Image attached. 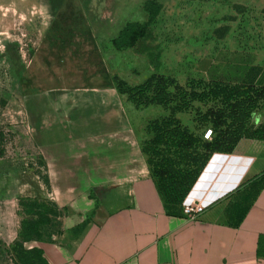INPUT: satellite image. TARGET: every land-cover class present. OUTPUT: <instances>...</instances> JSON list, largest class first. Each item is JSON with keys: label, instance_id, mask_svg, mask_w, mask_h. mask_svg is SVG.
<instances>
[{"label": "crops", "instance_id": "crops-1", "mask_svg": "<svg viewBox=\"0 0 264 264\" xmlns=\"http://www.w3.org/2000/svg\"><path fill=\"white\" fill-rule=\"evenodd\" d=\"M109 1L107 13L89 10L83 0H62L54 9L49 0L43 3L49 14L18 78L20 117L38 148L46 183L38 170L14 160L10 165L0 154V245L6 247L0 264H14L7 246L19 234L20 197L48 199L60 209L55 225L23 241L25 248L40 249L45 264H264V138L241 137L229 152H211L182 201L166 204L140 141L147 136L145 123L167 109L135 105L112 79L133 85L152 72L166 73L154 66L140 81L128 82L119 74L135 73L108 63L128 54L159 65L153 27L166 8L174 16L183 4L214 0H155V17L123 48L111 39L126 23L147 18L145 0ZM220 4L228 15L209 26L204 42L221 51L205 61L203 79L264 86V0ZM103 36L114 50L101 45ZM182 203L203 210L191 219Z\"/></svg>", "mask_w": 264, "mask_h": 264}, {"label": "trees", "instance_id": "trees-1", "mask_svg": "<svg viewBox=\"0 0 264 264\" xmlns=\"http://www.w3.org/2000/svg\"><path fill=\"white\" fill-rule=\"evenodd\" d=\"M61 1L49 0L51 8H57ZM143 7L148 13L147 18L142 22L126 23L111 39L114 47L132 45L155 17L159 4L155 0H145ZM15 44L6 41L0 55L7 58L12 74L19 77L23 64ZM112 79L116 90L125 93L135 105L153 103L167 109L166 114L145 123L147 136L140 141L150 174L166 204H179L182 201L211 152H229L241 137L264 138V121L256 126L247 124L256 99L264 101L263 85L203 78L199 83L189 78L182 85L171 75L154 72L133 85L126 84L116 76ZM209 101L211 104L203 109L194 105V102L201 104ZM188 110L193 111V120L210 124L209 139L203 138L201 133H194L175 115L176 112ZM18 205L22 211L19 234L10 243L9 249L13 251L15 260L20 255H31L38 264H45L40 249L34 246L25 248L23 241L38 239L46 225H55L60 211L55 209L53 203L36 197H20ZM52 216L56 219L53 220ZM81 225L78 224L73 230L77 231Z\"/></svg>", "mask_w": 264, "mask_h": 264}, {"label": "rangeland", "instance_id": "rangeland-1", "mask_svg": "<svg viewBox=\"0 0 264 264\" xmlns=\"http://www.w3.org/2000/svg\"><path fill=\"white\" fill-rule=\"evenodd\" d=\"M44 2L46 0H0V53L3 50L4 43L11 41L16 43L15 48L22 64L27 60L49 14V11H46L43 5ZM110 2L109 0H83L84 5L89 10L92 8L103 9L105 13L110 7ZM169 11L172 10L166 8L165 14L161 18L162 22H157L153 27L154 37H152V40L153 43L158 42L159 48L152 49V52L157 51L160 53L159 65H154L150 61L147 62L145 58H134L128 56V54H124L127 56L121 58H108L110 59L108 63L114 64L116 62L117 67L121 66V69H125L126 72L135 73L126 74L122 72L121 74L118 73L119 76L124 77L128 82H138L156 66V68H159V72L162 71L173 76L182 85L186 84L189 78L196 79L199 83L200 79L205 77V61L210 60L213 51H217L216 55L218 56L221 50L219 48L213 50L210 47L206 48L204 39L210 35V25L213 26L223 22V16L228 15L227 9L224 4H220V0H214L210 4L201 3L195 4V6L188 3L183 4L173 10L177 12L174 16H171ZM246 14L248 17L252 15L251 12H246ZM133 17L138 18L134 15ZM131 18V15L128 16V19ZM101 31V29L98 30V32ZM105 39V36H103L100 40L101 45L106 50H114L110 46V42ZM134 53L136 52L133 51L132 55ZM21 81H19L18 76L12 74L10 62L7 58L0 55V154L3 153L8 157L10 165L14 160L20 165V168L31 166L38 170L42 181L46 183L43 162L39 158L38 148L20 117L23 110L22 92L20 93V89L23 87ZM208 104L210 105L211 101L202 102L201 104L194 102V105H198L202 109ZM161 111L162 109L159 108V112ZM164 111L166 112L165 109ZM177 115L190 130L197 134L202 133L210 125L208 122L193 120L192 110L177 112ZM140 119L141 125H143L145 120ZM263 121L264 101L258 98L249 112L247 124L256 126ZM141 130L143 137L146 133L143 129ZM37 199L52 203L48 199ZM55 209L60 211L57 207ZM51 218L56 219L54 216ZM9 245L7 248H9ZM1 247L4 246L0 245V262H3L5 257ZM13 262L14 264H38V261L31 255L30 257L20 255Z\"/></svg>", "mask_w": 264, "mask_h": 264}, {"label": "built area", "instance_id": "built-area-1", "mask_svg": "<svg viewBox=\"0 0 264 264\" xmlns=\"http://www.w3.org/2000/svg\"><path fill=\"white\" fill-rule=\"evenodd\" d=\"M201 134L203 138L209 139L211 135L210 128L204 129ZM181 210L188 218L192 219L203 210V206L200 204L182 203Z\"/></svg>", "mask_w": 264, "mask_h": 264}]
</instances>
